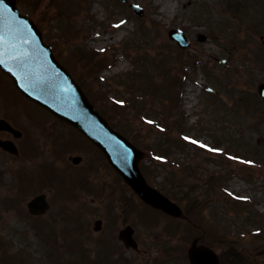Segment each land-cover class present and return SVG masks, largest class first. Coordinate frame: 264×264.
<instances>
[{
    "label": "rangeland",
    "instance_id": "1",
    "mask_svg": "<svg viewBox=\"0 0 264 264\" xmlns=\"http://www.w3.org/2000/svg\"><path fill=\"white\" fill-rule=\"evenodd\" d=\"M21 1H24V4L27 2V0ZM117 1L118 0H39L40 5L37 6L35 10H32L30 5L22 6V3H20L24 13L30 12L35 21H38L42 24L41 27L42 31L44 32L45 40L47 42L54 43L58 55L61 54V56L65 58V61L68 59V55L71 53V51L77 52V48L85 51L86 53H91L89 50H92V45H95V41L93 42L92 40L88 39V41L85 42L83 40L87 38L85 36L96 34V32H101L105 29H108L112 33L109 36L110 40H114L118 43V47H116L112 52H125V61L117 63L114 68L104 69L103 72H99L98 75L91 71L92 75L89 76V81H92L91 91H99L102 94H106L105 99L103 96L99 98V100L103 102L102 107L106 113H109L110 107H115V102H118L121 105L130 104L127 100H125L126 98L133 97V91L130 90V87L128 86V88H126V85H128L127 82H129L130 74L135 75L136 72H140L141 74L144 73L143 70H149L148 73L152 77H156L157 71H161V69L164 70L160 63L157 66L153 60L162 59L161 57L163 56V52H166L168 48L170 49L173 46L171 40L166 35V28L174 26L184 28L186 35H189L190 38L194 37L195 39L197 37L195 34L198 32V30L209 33V25L218 27L221 30L219 31V34L224 32L223 29H226V31L229 29V33L232 32L234 35H238V39L231 37L230 40L232 41L230 43H224L223 45L226 51L234 50V46L238 45L239 40L243 39L241 44H245L246 47L242 46L235 48L233 54L239 60L232 61V64L230 65L232 68L229 67L226 69L225 66L222 65L221 67L219 66L216 68V66H214L211 62L208 63L207 67H209L212 77L217 78V76L220 74V76H218V86L221 85V88H225V91H227V98H229L232 103H237L238 99L240 98L239 96L242 94L241 92L244 91L247 86L252 87L254 90L253 94L258 97L256 95L257 84L260 81H264V45H262L260 40V37L264 35V0H255L257 3H252V0H233L234 3L238 4V13L234 12L236 10V4L232 5L231 0H131L138 3L139 5H142L143 7L145 6L147 14L156 17V19L161 22V26H163L164 29L163 32L156 26H152L150 22L148 25H144V27L141 25L139 26L140 22H138L136 18L134 19V17H131L127 14L126 6H121L118 3L119 1ZM258 3H260V5L262 4L263 8L257 6ZM47 6L52 7L51 14H53L54 17L51 15H48L46 18H44V16L42 17V12L47 8ZM129 13L131 12L129 11ZM51 18L53 19L51 20ZM256 30H259V32ZM249 37L251 38V43L255 45L259 56L249 49L251 46L248 42H246L248 39H250ZM244 40H246V43H244ZM225 41H229L225 35H222L218 39L211 37L202 44L196 43L197 46H199L198 51L191 48L184 54V56L187 58H194L195 56L199 55L204 56L205 60L202 62V64L205 67L206 61L210 60V56L206 54L210 52L222 54L220 42L223 43ZM93 50L97 49L94 48ZM175 50L177 49L171 48V53H176ZM160 51H162V53H160ZM99 53L103 56H98L95 60H93L95 67L99 63L101 65L108 63L107 60L111 58V51H107V53H105L103 50V52ZM248 55H251L252 59L254 55H256L258 57L256 62L251 63L248 61ZM167 58H169V56ZM203 59L204 58H202V60ZM204 67H202L200 71L201 76L206 78L207 81L209 80L210 82H214V80H211L210 77H208V74L205 73L206 67ZM250 68L251 71L249 72L247 69ZM244 70H246V72H244ZM179 72L180 69L174 72L177 78L179 76ZM200 74L196 73L197 76ZM170 76H172V74H170L168 78ZM168 78L165 79L163 74L161 77H158L157 75L156 84L162 85L168 81ZM136 80L145 86L141 80V76L137 75ZM200 80L203 81V79ZM125 81L126 84L123 85ZM173 84L174 85L171 84V90H175L176 92L179 82H175ZM233 86L238 87L239 91H235V87L233 88ZM193 87L195 91L190 94V97H187V100H191L189 105L197 102V100L198 102L193 106L188 107V109L197 108V110L200 111L199 117H193L196 119H194V124H192V126L190 125L191 121L186 123L183 116L180 118L179 109L182 104L180 105L179 101V103H177V105L174 106L172 110V118L174 119L173 122L176 125V129L171 126L170 135L168 134L169 136L167 134L165 135L164 133H159L160 122H156L158 119L154 117H159L161 115L159 110L163 105V101L159 103L156 102L155 106H151V104H142L139 102L137 104V108L139 107L142 112L147 114L146 119L143 118L142 120H144L148 125L150 124L153 126V128H156L157 131H155V129L149 130L150 128L146 126H144L145 128H141L143 124L130 121V117L133 118L131 113H128V119H122L121 114L118 111L116 115L110 116L113 120V123L123 130H128V128H131L130 125L128 126L126 124L128 120L131 124L139 126L138 130L135 129L136 127L132 128V132H135V134H138L139 136L136 138L137 140L135 139V141L143 146L150 144L154 145V147H160V149L157 151H166L171 156L173 155L172 158L175 160V166L183 165L187 161H190L189 164L192 166L190 168L195 169L192 176H195V178L198 179L199 185L193 195L202 194L203 197H207L209 201L207 207L203 208L202 206L196 205L194 209L190 208L188 213L195 220L202 222L204 227L208 226L207 229H210V232L205 236V238H203L202 231L200 229L196 231L193 228H185L184 224L182 226L181 222L173 226V229L176 231L177 229H183V231L177 233L174 231L175 233L171 235L172 232H169V228L167 227L168 222L166 220L157 219L158 221L156 223L152 220L148 221L145 219L146 215L153 217L160 214H155L157 211L152 209L150 210L148 207L145 208V210L144 207L140 205L139 200L132 194V213L129 215V219L133 220L135 223L134 226L138 234H143L142 238L147 237V239H144V244L146 247H154L152 238H154L156 234L158 239L155 241L157 242H162L166 235H171L172 237L169 238L174 240V243L172 244H177V246L183 247H187V245L191 243L193 237L200 236V241L205 239L203 242L207 244L209 243L213 247L218 248V250L220 249L223 252L222 259H224L226 264H237L236 260L234 261L233 254L229 251V246L231 244L230 240H226L224 234H221L220 236V233L217 232L215 226L225 227V229L228 231V234H230V232L235 233L239 230H247V228L250 226L261 227V224H264V219L262 218V216H264V182H256V177L258 175H262L261 168L264 165V125H259V122L261 120L264 121V119L260 120V118H257L258 116H262V113L258 112L262 110V105L260 101L256 100L255 103L254 101H249L247 103L245 102V105L239 103L233 108V106L231 107V104L229 105L228 101H226L223 108L230 119L229 121L228 119L224 118V110L222 112L219 111V115H216L215 110H209L210 106L208 103H212L213 99H216V101L219 102L222 100H219L217 97H211L206 92L204 98L208 101V103L205 105L202 99V91L200 92L197 87ZM230 88L233 89L229 90ZM134 91L135 93L141 92L140 90ZM93 96L94 95H92V97ZM12 98L16 99V97H10L9 95V105L14 103ZM180 98L182 97H179V100ZM245 98L246 97H242L241 99L244 100ZM188 101L186 102L188 103ZM23 107L29 108L30 112L32 111L37 115H42L43 113L42 109L40 110L32 104H28L26 102ZM246 108L249 110L253 108L251 111H249L251 123L247 127L246 136L240 137L234 133L233 127L229 126H244L243 121L245 118H248ZM128 109H130V107H127V110ZM215 116H220L221 118L218 120L221 121L217 122L215 125H210L211 123L208 120H212V118ZM183 134H186L187 137L195 136L200 140L204 139L206 142H209L210 148H208V151L211 154L205 151L203 152L197 150L196 147H193L187 141L184 142L185 144L183 143L182 148L179 149L176 147L177 145H180V143H176V141H178V137H183ZM216 140L222 141L227 147L229 146L233 148L232 151L234 152H239L242 155L250 154L257 159L262 158V162L258 163V166H256L257 169L259 168L258 171L250 172L252 169L244 168L238 163L233 162V158L230 157H233L234 154L229 151L228 148L225 149L224 153H219H223V157L216 155L215 157H212V149L214 148L213 142ZM78 141L79 140H76V142L71 143L65 137L64 143L62 142L61 144L63 148H65V150H63L64 163L66 162L71 164L68 157L74 156L75 154L88 155L86 158L85 156L83 157V166H85L87 159L90 158L92 161L95 160V154H90L87 150H85L84 147H81V144H79ZM254 141H256V145L258 146L250 147L249 143H254ZM209 157L211 160L208 159ZM48 158L50 159L49 156ZM152 158L145 163V166L147 165L146 173L149 177V180L154 182L156 186L160 185L162 189L172 193L173 197H183L182 195L187 189L184 191L182 189L179 190L178 188H175L173 184H179L183 188V180L185 178L184 174L186 172L178 171V169H175V167L171 166L157 167L153 165L154 162ZM174 160L171 159V161ZM246 166L251 167L252 165L247 164ZM73 169L74 172L78 170L77 168ZM212 171H227L228 173H241L242 175L244 174L249 176L253 180L254 184L257 183V185H255V190L252 189L250 191H246L247 189L241 185L242 183H239L241 189H239L236 193L242 198L246 196L249 197L248 194H252L255 199H259V196H261V201H252L251 198H249L246 201L249 203L241 201L234 202L230 195L224 194L218 189H214L212 193H210L206 188V184L204 183L205 178L208 175H215V184L219 183L220 185L228 186V189L232 188L230 189L232 192L237 190L238 185L235 184L236 181L235 183L234 181L227 182L224 175L222 176L219 173L210 174ZM214 188H216V185ZM128 194L129 192L126 193L127 198L129 196ZM237 194L233 193V195ZM104 200L107 201L106 198H104ZM103 204L104 208L108 205L109 209H111V212H115L117 203L114 202L115 206L112 205L111 208V202L107 205H105V203ZM97 208H99V206ZM116 210L117 211L114 218H116V215L121 210L120 214L118 215L119 219H117L121 220V216L122 219H126L127 215L123 208L118 207ZM5 218L8 219V221L4 222V224H0V232L3 235H8V229L13 226L15 227V225L16 227L23 226L20 214H12L10 212L9 215H5ZM85 218V220L88 221L89 216H86ZM145 221H147V223H145ZM151 222H153L152 225L156 224L152 226L153 228L151 227V224H149ZM116 227H118L117 224ZM210 233H213L214 237L210 235ZM259 233V230H252L249 233H246L245 236L247 238L245 240H240L239 248H242L244 251H246V257L249 259L252 257L251 260L246 259L247 261H243V264H264V238L260 240ZM56 234L57 242L64 241L66 244H68L67 240H69L70 234L66 235L62 234L61 232ZM160 237L162 238L159 239ZM224 249L228 250L225 251ZM225 253H228V255L230 253V255L227 256ZM248 253L250 255H248ZM241 257L238 258L239 261H241ZM63 260H65V258H63Z\"/></svg>",
    "mask_w": 264,
    "mask_h": 264
},
{
    "label": "water",
    "instance_id": "2",
    "mask_svg": "<svg viewBox=\"0 0 264 264\" xmlns=\"http://www.w3.org/2000/svg\"><path fill=\"white\" fill-rule=\"evenodd\" d=\"M0 65L13 76L25 95L78 126L97 142L109 161L147 202L180 214L147 187L138 175L140 152L116 136L94 114L85 94L41 42L40 32L27 17L19 15L10 0H0ZM190 257L195 264H218L216 256L202 247L193 248Z\"/></svg>",
    "mask_w": 264,
    "mask_h": 264
},
{
    "label": "flooded vegetation",
    "instance_id": "3",
    "mask_svg": "<svg viewBox=\"0 0 264 264\" xmlns=\"http://www.w3.org/2000/svg\"><path fill=\"white\" fill-rule=\"evenodd\" d=\"M11 110L5 97L0 92V120L5 119L13 125L14 128L19 129L21 134L19 137H15L12 131L0 127V140H13L18 145V150L23 149L25 152V139H24V129H23V118L22 116L10 114ZM21 141V142H19ZM1 156H11L6 151L0 147V170L1 168H11L12 165L10 161L4 160ZM1 173V172H0ZM1 181V177H0ZM1 183H0V201H1ZM146 249L136 250H116L108 254L107 260L102 259L98 264H152L149 262L148 253ZM110 255V256H109Z\"/></svg>",
    "mask_w": 264,
    "mask_h": 264
}]
</instances>
